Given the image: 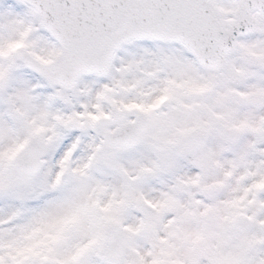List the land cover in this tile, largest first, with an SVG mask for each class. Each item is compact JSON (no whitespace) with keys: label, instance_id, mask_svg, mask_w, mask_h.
<instances>
[{"label":"snow or ice","instance_id":"snow-or-ice-1","mask_svg":"<svg viewBox=\"0 0 264 264\" xmlns=\"http://www.w3.org/2000/svg\"><path fill=\"white\" fill-rule=\"evenodd\" d=\"M0 264H264V0H0Z\"/></svg>","mask_w":264,"mask_h":264}]
</instances>
